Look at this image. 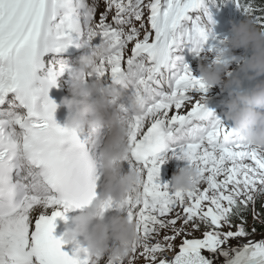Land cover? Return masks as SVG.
I'll return each instance as SVG.
<instances>
[{
    "label": "snow or ice",
    "instance_id": "snow-or-ice-1",
    "mask_svg": "<svg viewBox=\"0 0 264 264\" xmlns=\"http://www.w3.org/2000/svg\"><path fill=\"white\" fill-rule=\"evenodd\" d=\"M104 2L97 20L96 0H0V264H81L63 251L54 230L79 205L98 149L56 122L49 91L68 69L58 61V70L45 71L42 58L105 40L113 54L93 78L110 76L130 96L148 100L143 117L120 105L129 128L127 161L142 176L124 209L142 237L131 264H264V238L248 239L257 230L247 226L249 215L264 224V150L226 127L204 103L206 95H193L209 89L173 55L187 44L197 57L214 55L212 63L226 65L228 58L218 57L227 38L212 36L201 16L182 29L203 0ZM235 3L264 28V7ZM169 155L201 172L196 191L178 193L160 182ZM42 204L64 211L45 217L37 210ZM240 239L248 242L231 243Z\"/></svg>",
    "mask_w": 264,
    "mask_h": 264
},
{
    "label": "clouds",
    "instance_id": "clouds-1",
    "mask_svg": "<svg viewBox=\"0 0 264 264\" xmlns=\"http://www.w3.org/2000/svg\"><path fill=\"white\" fill-rule=\"evenodd\" d=\"M90 49V54L80 58L78 68L72 73L70 96L62 100L68 113L63 127L76 133L86 132L90 147L98 149V153L92 159L79 205L65 213L62 239L65 246L73 247L74 259L81 264H99L106 256L110 264H131L133 249L142 243V237L137 224L123 213L125 202L133 189L139 188L142 176L135 169L123 172L130 146L127 118L120 105L124 103L130 113L143 117L148 100L126 95V86L106 87L103 79H94L98 63L113 54V46L105 40ZM239 50L245 55L237 56L235 53ZM248 52L252 53L250 57ZM224 57L228 58L226 65L201 62L199 76L208 89L219 87L221 92L228 93L224 116L238 138L264 150V79H261L264 77V28L250 17L234 23L218 60ZM233 63L239 65L235 76L229 75ZM245 80L255 81V87L246 90ZM203 101L207 104L208 98ZM59 106L56 104L55 113ZM203 179L201 172L188 162L173 176L170 187L174 192L186 194L196 191ZM89 191L95 193L91 199ZM113 210L116 214L109 216ZM68 212L78 214L68 218ZM111 241L118 242L119 246L111 248Z\"/></svg>",
    "mask_w": 264,
    "mask_h": 264
},
{
    "label": "trees",
    "instance_id": "trees-1",
    "mask_svg": "<svg viewBox=\"0 0 264 264\" xmlns=\"http://www.w3.org/2000/svg\"><path fill=\"white\" fill-rule=\"evenodd\" d=\"M241 3H254L258 7H264V0H241ZM224 5V11L222 13L216 14L215 16L220 28H224L227 21L238 24L241 21L247 19V16L243 13V11L237 7L235 0H227V2L224 1ZM247 226L248 228H256L257 231L252 235L253 237L264 236V224H260L258 221H254L251 215L248 216Z\"/></svg>",
    "mask_w": 264,
    "mask_h": 264
},
{
    "label": "rangeland",
    "instance_id": "rangeland-1",
    "mask_svg": "<svg viewBox=\"0 0 264 264\" xmlns=\"http://www.w3.org/2000/svg\"><path fill=\"white\" fill-rule=\"evenodd\" d=\"M227 31H228L227 34L218 37L219 40H224L225 38H227V37L230 35L231 28H229ZM235 54H236L237 56H244V55H245V53L241 52V50H239V51L236 52ZM248 57H249V56H248ZM214 59H215V56H214V55H213V56H210L208 59H199V60L197 61V64L195 65V67L197 68V71H198V69H199V65H200L201 62L205 63L206 65H207V64H212V62L214 61ZM197 65H198V67H197ZM238 69H239V65H238V64L233 63V64L231 65L230 72H231L232 76H235V74H236V72L238 71ZM198 72H199V71H198ZM251 75H254V73H252ZM261 79H264V77H262ZM246 82H247V84L244 86L246 90L255 87V83H256L255 81H253V82H249V81L246 80ZM206 94H207V95H206L207 98H209L210 96H214V97H216V96H220V95H221V89H220L219 87L212 88V89H209V90L207 91ZM223 98H224V97H223ZM169 169H170V168H169ZM173 170H174V169H173ZM171 173H172V172H171V169H170V172L168 173V177H167V179H166V184H168V185H170L171 180H172V178H173V176H174L173 174L171 175ZM178 173H179V172H178ZM248 229L251 230L252 228H248ZM195 235H196L197 237H200L201 233L197 232ZM262 238H264V236H254V237H253V236H250L248 239H251V240H253V241H259V240L262 239ZM247 242H248L247 239H240L239 241H235V240H234V241H232L231 243H232L233 245H235L236 243H240V246H241V245H243V244H245V243H247ZM176 243L179 244V241H177ZM105 260L108 261L109 259H105ZM141 264H143V261H141Z\"/></svg>",
    "mask_w": 264,
    "mask_h": 264
},
{
    "label": "bare ground",
    "instance_id": "bare-ground-1",
    "mask_svg": "<svg viewBox=\"0 0 264 264\" xmlns=\"http://www.w3.org/2000/svg\"><path fill=\"white\" fill-rule=\"evenodd\" d=\"M98 20V19H97ZM48 53L42 58L45 64V60L47 58ZM48 70L46 65H45V71ZM39 75L43 76L44 73H40ZM58 85V84H57ZM62 88H65L63 86H61ZM56 90H58V86L54 87ZM59 96L61 97V99L63 100L65 97L70 96V94L67 92V89L65 88V92L64 93H60L58 92ZM166 161L167 163H164L163 165H166L167 167H169L171 169V175H176L178 174V172L185 166H187L188 161L183 160V159H178V158H172L170 155L168 157H166ZM174 169V170H173ZM38 210V208H37ZM234 246H240V243H236ZM208 253H205V255H207ZM107 261V260H105ZM102 264H106V262H103Z\"/></svg>",
    "mask_w": 264,
    "mask_h": 264
}]
</instances>
